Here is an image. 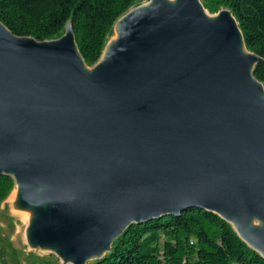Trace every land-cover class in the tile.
Here are the masks:
<instances>
[{
	"label": "water",
	"instance_id": "95a60500",
	"mask_svg": "<svg viewBox=\"0 0 264 264\" xmlns=\"http://www.w3.org/2000/svg\"><path fill=\"white\" fill-rule=\"evenodd\" d=\"M118 32L88 73L69 23L37 41L0 22V174L47 207L31 240L86 264L130 224L197 206L264 257V86L235 18L151 0Z\"/></svg>",
	"mask_w": 264,
	"mask_h": 264
},
{
	"label": "trees",
	"instance_id": "16d2710c",
	"mask_svg": "<svg viewBox=\"0 0 264 264\" xmlns=\"http://www.w3.org/2000/svg\"><path fill=\"white\" fill-rule=\"evenodd\" d=\"M138 0H0V22L19 37L37 41L61 36L69 23L85 63H96L115 22ZM228 8L245 47L260 59L254 77L264 86V0H201ZM15 187L0 174V203ZM88 264H264L233 226L214 211L190 206L130 224L103 257Z\"/></svg>",
	"mask_w": 264,
	"mask_h": 264
},
{
	"label": "rangeland",
	"instance_id": "374dc122",
	"mask_svg": "<svg viewBox=\"0 0 264 264\" xmlns=\"http://www.w3.org/2000/svg\"><path fill=\"white\" fill-rule=\"evenodd\" d=\"M150 1L151 0H138L128 12L139 6L147 5ZM200 3L204 11H206L211 17L216 16V14L218 15L221 11H230L228 8L223 6H205L201 0ZM122 17H120L113 25L100 59L92 65H88L83 60L84 68L88 73H92L98 63L101 62L109 41L114 39L116 42L118 40L119 32L117 30V26ZM66 30L67 25L64 27L61 36L53 40H59L62 38L65 35ZM247 52L249 51L247 50ZM16 187L17 184H15L14 189L8 197L0 203V264H74L73 260H67L65 258V252L61 247L35 245L33 240L25 237V230L29 225V219L34 222L41 213L47 211V207H44V204H38L31 201L23 204L21 196L19 203H17V205H12L9 201V197ZM22 208H26L31 212V215L29 216L30 218H25L20 213L19 210ZM229 223L233 226L236 232H238L237 226H235L237 223L235 221H231ZM252 224L256 228L261 227V222L259 220H254ZM89 262L90 260L87 261L86 264Z\"/></svg>",
	"mask_w": 264,
	"mask_h": 264
},
{
	"label": "bare ground",
	"instance_id": "6f19581e",
	"mask_svg": "<svg viewBox=\"0 0 264 264\" xmlns=\"http://www.w3.org/2000/svg\"><path fill=\"white\" fill-rule=\"evenodd\" d=\"M175 2H176V0H166V3L169 5V6H173L174 4H175ZM150 3V2H149ZM149 3L147 4V5H143V6H139V7H137V8H141V7H145V6H148L149 5ZM136 8V9H137ZM136 9H134V10H132V11H130V12H126L125 14V16L124 17H122L121 19H120V21H119V23H118V26H117V30H119V27H120V24L122 23V21L128 16V15H130L131 13H133ZM205 12V14L209 17V18H211V19H214V18H216L218 15L216 14V16H209L208 14H207V12L206 11H204ZM237 22V21H236ZM237 25H238V23H237ZM238 28H239V26H238ZM240 29V28H239ZM114 43H115V40L114 39H112L111 41H109V43H108V45H107V48H106V50L104 51V54H103V57H102V59H101V61H103L104 59H105V57H106V55H107V52H108V50L114 45ZM240 51H241V53H247V50H246V48H245V45H244V43H243V41H241V43H240ZM262 97L264 98V91L262 92ZM20 196H21V189H20V187L17 185V187H16V189L12 192V194L10 195V197H9V201L11 202V204L12 205H17V203H19V201H20ZM45 207V206H44ZM20 211V213L25 217V218H27V217H29L30 215H31V212L29 211V210H27L26 208H22V209H20L19 210ZM11 212V211H10ZM30 218V217H29ZM32 225H33V221H31V219H29V225L27 226V228H26V230H25V237L26 238H28V239H32V233H31V228H32ZM253 226V224L251 223L250 224V226ZM236 226V225H235ZM254 227V226H253Z\"/></svg>",
	"mask_w": 264,
	"mask_h": 264
}]
</instances>
